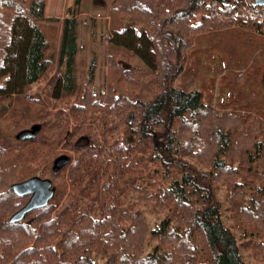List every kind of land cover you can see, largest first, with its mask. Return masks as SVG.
<instances>
[{"label": "trees", "instance_id": "16d2710c", "mask_svg": "<svg viewBox=\"0 0 264 264\" xmlns=\"http://www.w3.org/2000/svg\"><path fill=\"white\" fill-rule=\"evenodd\" d=\"M47 1L0 0V104L24 96L50 73L60 30L65 73L55 83V98L81 90L79 21L66 17L61 28L48 23L58 20L45 16ZM81 2L75 0V6ZM263 9L254 0H114V15L136 14L145 25L142 32L115 27L111 44L133 54L154 74L151 95L146 100L139 94L126 97L132 107L123 141L109 146L86 137V145H74V161L61 155L64 162H58L57 172L52 166L49 176L69 170L54 185V198L14 224L10 219L30 196H17L12 186L35 176L26 174L24 166L4 165L7 151L0 147V264H100L96 255L105 264H249L237 232L225 220L219 194L221 184L231 186L239 230L249 224L264 237V166H258L264 164L262 122L253 114L243 118L217 110L184 73L192 37L236 26L264 34ZM111 92L119 102L122 97ZM87 93L92 94L91 86ZM148 162L159 166L166 180L172 171L179 176L155 195L171 211L156 229L142 212L125 210L117 195L127 176L138 166L148 170ZM95 167L102 173L84 187L85 174ZM247 173L257 175V182L244 180ZM77 190H99V215L82 212L71 201ZM148 236L156 244L146 255ZM256 255L264 256V243Z\"/></svg>", "mask_w": 264, "mask_h": 264}, {"label": "rangeland", "instance_id": "374dc122", "mask_svg": "<svg viewBox=\"0 0 264 264\" xmlns=\"http://www.w3.org/2000/svg\"><path fill=\"white\" fill-rule=\"evenodd\" d=\"M113 5L114 0H82L80 6H75V0L47 1L45 16L58 20L48 23L58 24L61 28L66 17H76L79 21L78 79L81 90L69 98H55V83L65 73V65L59 59L60 30L53 48L55 60L50 73L34 83L24 96L12 97L0 104V147L7 151L4 165L24 166L26 174L51 179L59 186L69 166L52 178L49 175L53 163L61 155H68L74 161L75 144L86 145L88 137L93 144L110 146L126 138L124 123L132 107L126 97L139 94L146 100L151 95L150 81L155 80V76L133 54L112 46L115 27L131 26L138 32L145 29L136 14L114 15ZM192 38L184 75L193 78L194 87L202 89L205 101L217 110L237 112L243 118L253 114L261 120L264 129V34L257 29L236 26ZM181 83L179 79L178 86ZM90 86L92 94H85ZM111 89L117 98L122 97L119 102H114L110 96ZM34 125L41 126L38 138L20 140L19 134ZM235 165L239 166V163ZM258 166L262 168L264 164ZM246 167L252 165L246 164ZM148 168L144 170L138 166L127 176L117 195L125 210L132 214L142 212L150 228L156 229L171 211L161 207L155 195L170 185L172 178L179 176L172 171L171 179L166 180L159 166L150 164ZM101 173L102 170L95 167L92 173L85 174L84 187ZM256 177L247 173L243 178L253 185L257 182ZM231 191V186L221 184L219 196L226 207L225 220L237 232L248 263L264 264V256L256 255L264 237L249 224L239 230L237 212L233 211L234 204L229 197ZM72 196L71 201H76L82 212L99 215V190L90 194L77 190ZM155 244L156 241L148 236L146 255L152 252ZM95 258L100 264L106 263L101 255Z\"/></svg>", "mask_w": 264, "mask_h": 264}, {"label": "water", "instance_id": "95a60500", "mask_svg": "<svg viewBox=\"0 0 264 264\" xmlns=\"http://www.w3.org/2000/svg\"><path fill=\"white\" fill-rule=\"evenodd\" d=\"M255 5L264 7V0H254ZM41 126L34 125L31 129L25 130L19 134V139H29L36 137L40 132ZM64 158L60 157L54 161L53 168L57 172V164L64 162ZM12 190L19 197L30 196L27 204L16 212L10 219V223H18L22 221L25 216L34 210L42 209L48 206L49 202L54 198L56 187L53 181L48 178H41L40 176L32 177L26 181L16 183L12 186Z\"/></svg>", "mask_w": 264, "mask_h": 264}, {"label": "built area", "instance_id": "2783aa9c", "mask_svg": "<svg viewBox=\"0 0 264 264\" xmlns=\"http://www.w3.org/2000/svg\"><path fill=\"white\" fill-rule=\"evenodd\" d=\"M264 8V7H263ZM262 16H264V9H263V11H262Z\"/></svg>", "mask_w": 264, "mask_h": 264}]
</instances>
